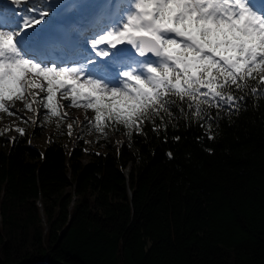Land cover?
<instances>
[{
	"label": "trees",
	"instance_id": "16d2710c",
	"mask_svg": "<svg viewBox=\"0 0 264 264\" xmlns=\"http://www.w3.org/2000/svg\"><path fill=\"white\" fill-rule=\"evenodd\" d=\"M174 123L105 127L121 143L91 149L69 121L44 146L38 127L0 131V264H264V100L222 114L212 140Z\"/></svg>",
	"mask_w": 264,
	"mask_h": 264
},
{
	"label": "snow or ice",
	"instance_id": "6c2138e0",
	"mask_svg": "<svg viewBox=\"0 0 264 264\" xmlns=\"http://www.w3.org/2000/svg\"><path fill=\"white\" fill-rule=\"evenodd\" d=\"M73 7L100 26L87 47L69 54L52 47L46 27L69 8L64 0H0V112L14 115L6 105L25 101L29 110L32 103L45 110V122L62 120L59 94L68 107L92 110L88 126L98 132L122 127L129 137L147 135L148 125L158 133L185 119L212 140L222 114L239 113L249 96L264 100V0H92Z\"/></svg>",
	"mask_w": 264,
	"mask_h": 264
},
{
	"label": "rangeland",
	"instance_id": "374dc122",
	"mask_svg": "<svg viewBox=\"0 0 264 264\" xmlns=\"http://www.w3.org/2000/svg\"><path fill=\"white\" fill-rule=\"evenodd\" d=\"M66 1V0H64ZM34 92L37 90H29ZM81 92H87V88L81 89ZM43 96L44 93H39ZM57 100L64 107L60 110L61 114L67 113L63 116L61 120L59 117H50L48 122H45V110L42 107H37L35 103L31 104L32 110L25 107V101H15L12 104L6 105L10 107L14 115H8L4 112H0V131L6 137H12L17 128L23 129V132L32 135L34 127H38L41 130V135L39 137H31L30 143L34 146L46 145L52 139H65L66 132V121L72 122L71 134L70 136H75L76 130L82 132V136L86 143V148L91 149L94 145L95 139L103 135L108 137L112 143L119 145L122 141L120 135H116L113 132L103 131L99 133L94 128L88 126V121L93 120L94 112L90 109H85L83 107H68V100L63 99L59 94H57ZM28 102H31V97L28 98ZM87 117V119H85Z\"/></svg>",
	"mask_w": 264,
	"mask_h": 264
},
{
	"label": "bare ground",
	"instance_id": "6f19581e",
	"mask_svg": "<svg viewBox=\"0 0 264 264\" xmlns=\"http://www.w3.org/2000/svg\"><path fill=\"white\" fill-rule=\"evenodd\" d=\"M82 2H92V0H66V1H64V3H66L69 6V8L65 9L64 12L63 11L61 12L62 14H65V16H67V17L74 15L76 17L75 19L77 21L79 30H82V26H81L82 23L87 22L89 19H91L88 12L80 9L79 7H73V5H77V4L82 3ZM77 16H78V18H77ZM54 19H52L51 22L48 24L56 25ZM92 20L94 21L95 25L90 26V27H89V25H87L86 28H84L83 30H88V28L91 29L93 27L98 26L97 21L95 19H92ZM45 21H49V18L46 17ZM42 23H44V22H42ZM35 27L39 28L40 25H36ZM87 32H89V31H87ZM126 171H128V169Z\"/></svg>",
	"mask_w": 264,
	"mask_h": 264
},
{
	"label": "water",
	"instance_id": "95a60500",
	"mask_svg": "<svg viewBox=\"0 0 264 264\" xmlns=\"http://www.w3.org/2000/svg\"><path fill=\"white\" fill-rule=\"evenodd\" d=\"M28 264H31V263H28Z\"/></svg>",
	"mask_w": 264,
	"mask_h": 264
}]
</instances>
